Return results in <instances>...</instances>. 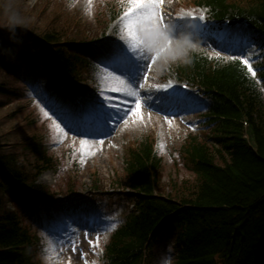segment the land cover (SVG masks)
<instances>
[{
  "label": "trees",
  "instance_id": "16d2710c",
  "mask_svg": "<svg viewBox=\"0 0 264 264\" xmlns=\"http://www.w3.org/2000/svg\"><path fill=\"white\" fill-rule=\"evenodd\" d=\"M193 3L207 6L213 17L248 16L264 30V0ZM243 5L252 6L251 11L243 10ZM72 24L65 22L62 27L68 30ZM27 27L16 28L19 33L13 34L49 44L66 71L76 69L80 60L65 52L64 46L76 41L77 32L72 30L74 35H70L53 29L39 34L27 31ZM3 34L1 27L0 73L12 76L19 67L20 53L12 49L14 40L5 41ZM178 74L204 84V90L213 96L207 124H214L210 137L219 144L214 146L189 135L180 151L191 175L180 183L177 178L168 180L164 189L160 159L152 146L140 142L130 150L121 177L124 184L118 182L140 194L134 203L138 212L127 214L105 247L107 263L137 264L138 253L141 256V248L157 229L177 223L183 232L177 239L175 264H264L255 253L257 242L264 240V101L260 90L238 63L209 62L199 53H194ZM11 115L0 124V264H42L36 239L14 210L24 206L22 197L15 198V194L33 193L42 199L48 196L50 192L36 183V177L52 167V161L41 138L7 133L5 124ZM27 154L32 162L26 163Z\"/></svg>",
  "mask_w": 264,
  "mask_h": 264
},
{
  "label": "rangeland",
  "instance_id": "374dc122",
  "mask_svg": "<svg viewBox=\"0 0 264 264\" xmlns=\"http://www.w3.org/2000/svg\"><path fill=\"white\" fill-rule=\"evenodd\" d=\"M191 1L163 0L162 3H157L154 7L148 5L136 15L125 19V13L132 7L131 0H0V28L2 27L5 33H9L1 36L5 41H10L13 36H19L13 32L19 33L16 28L22 30L24 26H28L27 31L39 34L48 33L53 29H62L68 31L67 34L74 35L72 32L74 30L78 33L76 39L78 45L73 44V47H76L75 53L87 57L95 64L88 67L79 63L77 66L80 71L79 76L72 77V80L76 82L75 89L80 94L84 92L86 96L95 97L99 94L95 93L94 87L99 86L98 92L103 95L105 89L114 93L108 99L111 108L116 111H119V108L132 110L127 112L128 117L119 124L115 137L109 140H105L107 136L98 142L71 137L51 117V112L54 113L59 108L64 109L60 101L55 99L59 93L53 89L54 86H58L63 81V85L69 86V82L65 80L49 47L27 40L29 44L41 46L46 51L31 50L32 59L37 53L38 70L26 68L22 70L23 72L15 71V77H21L22 84L16 82L13 76L0 73V87H2L0 89V124L7 115L12 114L11 121L5 124L9 135L14 133L18 137L41 138V142L45 145V152L52 158L54 169L44 171L36 178V183L47 187L53 194V199H48L46 205L56 207L58 203L66 201H69L68 204L79 202L80 207L103 216L116 212L117 209H112L111 205L127 210V196L132 192L119 182L124 184L121 177L129 157L127 147L137 145L143 138L152 142L153 149L160 158L159 174L162 189L170 179L177 178L180 183L182 178L191 175L180 158L174 157L168 160L167 157L169 152L181 155L176 150L178 151V146L183 141L177 143V140L178 136L185 133L187 129L181 123L170 124L163 121L151 107L149 110V104L143 100L145 94L139 95L148 84L149 88L157 89L158 84L173 79L169 72L170 64L172 65L178 58L182 57V60L185 58V47L177 39L174 40L175 42L171 38L168 39L172 43L167 49L165 45L163 46L167 42L162 25L169 14L175 17L179 13L178 18H181L184 12L194 10L196 7H189V5L193 6L190 4ZM162 7L163 10L158 11V8ZM199 9L204 12L202 8L199 7ZM114 15L115 17L112 18ZM71 21L74 23L72 24ZM65 22L72 24L70 29L62 27ZM111 33L116 34V37L120 36L119 41L113 40ZM19 41L18 39L12 43L17 49L27 46ZM76 41L73 42L76 43ZM100 42L103 43L97 44ZM82 44L88 45L81 47ZM118 44H122L129 56L138 61L140 71L143 59L147 60L149 55H160L146 78L138 75L139 79L136 80L138 82L135 86L123 81L124 79L115 75L116 73L103 69L98 65L99 62L94 60L99 51L109 47L115 48ZM26 53L27 51L24 56ZM50 77L54 78V84L48 79ZM4 81L6 82L2 84ZM16 89L17 92L14 93ZM138 91L139 94H137ZM136 103L141 104L139 114H133ZM131 104L133 106L130 108ZM196 132L199 130L196 129ZM29 158L31 159L27 154L26 163L32 162ZM93 172H96L99 177V184L94 181ZM73 214L78 216L76 213ZM28 218L27 216L24 222L39 239V250L43 252L42 264H95L96 262L105 264V259L102 256L100 258L98 254L100 246L106 243L103 237L105 235L110 237L112 231L120 224L119 221H115L103 227L96 226L98 230L88 232L82 230V225H79L81 223H77L75 226L81 228L80 231L72 238L66 239L68 240L66 242L57 237V240H50L49 235ZM97 237H99L98 243ZM51 242L53 246H50ZM164 243L162 238L159 244ZM158 248V246L152 248L153 257L151 256L148 262L152 264L153 259V264H170L169 258L172 257H169L167 261L161 260L160 256H164V249L158 250Z\"/></svg>",
  "mask_w": 264,
  "mask_h": 264
},
{
  "label": "bare ground",
  "instance_id": "6f19581e",
  "mask_svg": "<svg viewBox=\"0 0 264 264\" xmlns=\"http://www.w3.org/2000/svg\"><path fill=\"white\" fill-rule=\"evenodd\" d=\"M185 32L181 34L182 37H184L185 35H188V28H185ZM192 32V31H191ZM28 41H32V38H27ZM117 47L115 48H106V49H102L101 51H99L98 54H96L99 58H103L106 59L105 57L109 54L110 50L111 51H115ZM13 49V48H12ZM29 50H36V52H43L46 51L43 47L38 46V45H32L28 48ZM49 67V66H48ZM47 67V68H48ZM49 73V71H48ZM44 74H46L44 72ZM50 79L51 83L54 84V78L50 77L48 78ZM59 83V81L57 82ZM49 85V84H48ZM56 90L57 93H59L58 98L61 99L63 102H68V104H72L76 109H82V110H87L90 111L91 113H93V110L95 109V103L94 100L87 98L84 95H81L79 99L76 98L75 94L76 91L72 90V89H65L63 87H61V84L59 83L58 86H54V88ZM73 213H76L78 216L74 215ZM81 214V215H80ZM50 218H60V220H58L59 222L62 223H66L69 222V219L79 222L82 225H84V228H87V225L94 223V213L90 212V210H87V208H79L78 206H60L57 209H55L52 213V215L50 216ZM72 225H74L72 223ZM65 229L64 225L63 227L58 228L57 230H62ZM51 232L53 233V235H55L54 233L56 231L51 230Z\"/></svg>",
  "mask_w": 264,
  "mask_h": 264
},
{
  "label": "snow or ice",
  "instance_id": "6c2138e0",
  "mask_svg": "<svg viewBox=\"0 0 264 264\" xmlns=\"http://www.w3.org/2000/svg\"><path fill=\"white\" fill-rule=\"evenodd\" d=\"M163 0H131L132 7L129 8L128 12L125 13L124 18L127 19L130 16L136 15L137 12H140L141 10L145 9L148 5H152L153 7L157 3H162ZM163 18V17H161ZM131 26H129L130 28ZM106 59H110L113 64L114 68L119 70V69H127V72L125 73L126 75H129L130 79L133 78V72L135 68V74L136 77L138 78V74L140 72V67L136 64L135 61L132 60V57L129 56L128 51L122 44H118L117 48L115 51L109 52V54L105 57ZM127 60L129 62L127 67H123V62ZM243 63L248 64V61H243ZM146 67V65H145ZM249 70L252 71L251 66H249ZM254 74V73H253ZM141 110V104L136 103L135 105V111L133 114H139ZM129 111H132L129 109ZM55 114V113H54ZM67 115V114H65ZM127 115V112L125 113ZM58 119L60 118L59 116L57 117ZM69 120H71V116L68 117ZM123 118V117H121ZM63 122V121H62ZM66 127H69V124H65ZM99 241V237H97V243ZM75 250V249H74Z\"/></svg>",
  "mask_w": 264,
  "mask_h": 264
}]
</instances>
